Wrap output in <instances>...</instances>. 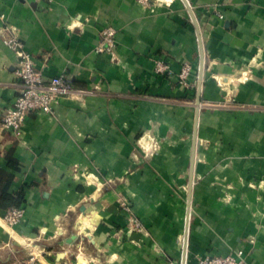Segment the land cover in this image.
Segmentation results:
<instances>
[{"label": "crops", "instance_id": "1", "mask_svg": "<svg viewBox=\"0 0 264 264\" xmlns=\"http://www.w3.org/2000/svg\"><path fill=\"white\" fill-rule=\"evenodd\" d=\"M104 26L113 53L96 51ZM3 29L45 79L92 92L2 128L19 82ZM1 169L24 215L10 225L0 207V264L28 244L42 264H196L237 249L264 264V0H0Z\"/></svg>", "mask_w": 264, "mask_h": 264}, {"label": "built area", "instance_id": "2", "mask_svg": "<svg viewBox=\"0 0 264 264\" xmlns=\"http://www.w3.org/2000/svg\"><path fill=\"white\" fill-rule=\"evenodd\" d=\"M37 1V0H27ZM51 1V0H46ZM143 4H148V0H139ZM214 11L218 17H223L219 8V3H214ZM1 30L4 44L16 52L18 63L15 75L18 79V89L13 103L8 107L1 121L4 129L11 130L14 134L20 133L27 116L31 113H54L55 104L62 98L84 96L92 91L89 89L76 88L72 79L65 73H60L49 79H45L42 71L37 68L30 53L26 50L25 43L14 32ZM100 41L96 46V51L113 53L117 45V31L113 26H104L100 29ZM159 72H167L168 65L159 60L156 63ZM190 66L185 64L178 74L180 81L185 82ZM122 209L127 212L131 219L132 226L141 229L142 225L138 218L132 216V211L126 202L120 203ZM24 215L22 207H11L3 214L4 220L13 225L18 223ZM27 257L17 264H42L40 257L47 251L45 248H38L28 244ZM196 264H247L245 254L242 249H237L227 255H206L198 257Z\"/></svg>", "mask_w": 264, "mask_h": 264}, {"label": "trees", "instance_id": "3", "mask_svg": "<svg viewBox=\"0 0 264 264\" xmlns=\"http://www.w3.org/2000/svg\"><path fill=\"white\" fill-rule=\"evenodd\" d=\"M12 175L0 170V207H21L23 203V190L13 195L8 191Z\"/></svg>", "mask_w": 264, "mask_h": 264}]
</instances>
